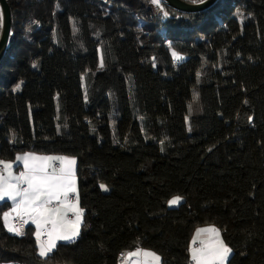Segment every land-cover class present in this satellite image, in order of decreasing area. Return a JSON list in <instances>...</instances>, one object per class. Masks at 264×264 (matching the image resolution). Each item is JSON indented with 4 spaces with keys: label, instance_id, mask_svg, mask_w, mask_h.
I'll return each instance as SVG.
<instances>
[{
    "label": "trees",
    "instance_id": "obj_1",
    "mask_svg": "<svg viewBox=\"0 0 264 264\" xmlns=\"http://www.w3.org/2000/svg\"><path fill=\"white\" fill-rule=\"evenodd\" d=\"M8 1L0 159L76 158L84 222L41 258L32 226L0 221V264H118L135 248L192 264L202 225L227 264H264V0L162 3L167 17L151 0Z\"/></svg>",
    "mask_w": 264,
    "mask_h": 264
},
{
    "label": "snow or ice",
    "instance_id": "obj_2",
    "mask_svg": "<svg viewBox=\"0 0 264 264\" xmlns=\"http://www.w3.org/2000/svg\"><path fill=\"white\" fill-rule=\"evenodd\" d=\"M193 2L203 3L204 0ZM151 3L165 17L169 15L163 9L162 0H151ZM2 18L0 10V20ZM173 55L180 58L178 53ZM15 161L23 164L18 173L14 171L13 161L0 159V201H11V207L0 215V221L9 232L17 235L23 234L24 224L34 223L38 254L47 258L57 241L74 240L80 233L83 209L79 207L78 195L72 198L77 193L75 159L29 152L17 154ZM100 187L107 190L106 185ZM180 200L181 197H173L168 203L175 205ZM17 220L20 223H16ZM201 233L209 238L206 242L201 241V247L191 249L195 264H226L232 249L220 239L219 230L215 227L198 229L197 236ZM122 257L121 264H161L157 253L139 248L122 254Z\"/></svg>",
    "mask_w": 264,
    "mask_h": 264
},
{
    "label": "water",
    "instance_id": "obj_3",
    "mask_svg": "<svg viewBox=\"0 0 264 264\" xmlns=\"http://www.w3.org/2000/svg\"><path fill=\"white\" fill-rule=\"evenodd\" d=\"M218 0H204L203 3L184 0H162V3L182 12H197L211 7ZM0 10L3 12L0 32V62L2 61L11 40L12 12L8 0H0Z\"/></svg>",
    "mask_w": 264,
    "mask_h": 264
},
{
    "label": "crops",
    "instance_id": "obj_4",
    "mask_svg": "<svg viewBox=\"0 0 264 264\" xmlns=\"http://www.w3.org/2000/svg\"><path fill=\"white\" fill-rule=\"evenodd\" d=\"M26 153H29V152H26ZM31 153H34V152H31ZM36 154H38V155H45V156H53V157H67V158H74V157H71V156L47 155V154H40V153H36ZM74 159H75L74 170H75V176H76V188H77V193H76V194H73V195H75V196L78 195V204H79V207H80L81 209H83V207H82V205H81V202H80L79 193H78L79 183H78V176H77V160H76V158H74ZM10 161H13L14 164H15L14 171H16V172L18 173L20 170H22V168H23V164H22L21 162H17V161H15V160H10ZM57 163H58V162H57ZM5 201H8V202L10 203V205H11V201H9V200H7V199H6ZM5 201H0V203L5 202ZM72 218H74V217H72ZM83 222H84V210H83V215H82V224H81V227H80V232H81V229H82ZM209 227H215L216 229H218L215 225H202V226L198 227V228L196 229L195 233H194V236H193V239H192V243H191V246H190V256H191V263H192V264H195V261L192 260L191 249L194 248V247H195V248H199V247H201V241H205V242H206L207 239L209 238V237H208L206 234H204V233H201L199 236H197V230H198V229H203V228H209ZM32 228L34 229V233H35V231H36V225H35L34 223L32 224ZM218 230H219V229H218ZM79 235H80V233H79ZM79 235H78L74 240H71V241H64V240L57 241L55 249L57 248V246H58L60 243H69V242H73V241L77 240L78 237H79ZM34 236H35V235H34ZM219 236H220V239L223 241L220 230H219ZM193 241H195V243H193ZM223 242H224V241H223ZM224 244H225V243H224ZM55 249H53V251H54ZM136 249H138V248L123 251V252L120 254V257H119V259H118V264H121V261H122V259H123L122 254H126V253L131 252V251H134V250H136ZM139 249H142V250H150V249H144V248H139ZM150 251H153V250H150ZM153 252H155V251H153ZM155 253H157V252H155ZM157 254H158V253H157ZM158 255H159V254H158ZM159 256H160V255H159ZM160 257H161V256H160ZM229 257H230V254H229L228 258H227V262H226V264L228 263V259H229ZM129 264H131V262H129ZM161 264H163L162 259H161Z\"/></svg>",
    "mask_w": 264,
    "mask_h": 264
},
{
    "label": "built area",
    "instance_id": "obj_5",
    "mask_svg": "<svg viewBox=\"0 0 264 264\" xmlns=\"http://www.w3.org/2000/svg\"><path fill=\"white\" fill-rule=\"evenodd\" d=\"M72 198L75 199L76 196H75V195H72ZM16 223H20V221L17 220ZM32 224H33V223H32L31 221H29L28 223L24 224V227H23V229H22V232H23L22 235H17V234H14V233H12V232H10V233H12V234H14V235H16V236H18V237H23V236H25V235L27 234V229H28L29 226H32ZM119 257H120V255L118 256V259H119Z\"/></svg>",
    "mask_w": 264,
    "mask_h": 264
},
{
    "label": "rangeland",
    "instance_id": "obj_6",
    "mask_svg": "<svg viewBox=\"0 0 264 264\" xmlns=\"http://www.w3.org/2000/svg\"><path fill=\"white\" fill-rule=\"evenodd\" d=\"M173 197H181V196H173ZM173 197H172V198H173ZM172 198H171V199H172ZM171 199H170V200H171ZM170 200H169V201H170ZM181 202H183V197H181V200H180V202H179L178 204L170 205V204L168 203V206H169L170 208H176V207H178V206L180 205Z\"/></svg>",
    "mask_w": 264,
    "mask_h": 264
}]
</instances>
